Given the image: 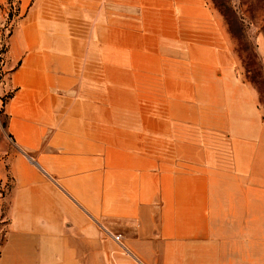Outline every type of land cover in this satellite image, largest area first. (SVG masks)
<instances>
[{
    "label": "crops",
    "instance_id": "1",
    "mask_svg": "<svg viewBox=\"0 0 264 264\" xmlns=\"http://www.w3.org/2000/svg\"><path fill=\"white\" fill-rule=\"evenodd\" d=\"M29 1L12 4L20 15ZM101 12L102 0H33L6 41L0 264H104L89 255L104 253L102 229L131 255L118 264H264L255 90L225 86L223 138L198 117L195 132L177 135L174 165L167 135L153 159L150 144L134 143L147 135L121 132L131 106L104 101L103 54L72 18Z\"/></svg>",
    "mask_w": 264,
    "mask_h": 264
},
{
    "label": "rangeland",
    "instance_id": "2",
    "mask_svg": "<svg viewBox=\"0 0 264 264\" xmlns=\"http://www.w3.org/2000/svg\"><path fill=\"white\" fill-rule=\"evenodd\" d=\"M11 3L6 0L1 10L3 56L15 20L26 16L33 0L20 15ZM102 5L101 13L72 18L87 22L89 52L103 54L104 101L131 106V124L122 123L121 132L147 135L134 143L150 144L153 159L165 149L167 135L168 164L174 165L175 139L195 132L198 117L206 132L223 138L224 90L235 80L255 90L264 122V0H102ZM5 73L2 63L0 84ZM9 91L0 92V156L11 147L4 113ZM4 224L0 215V230ZM101 231L104 253L89 254L93 262L131 260L110 239L120 242L121 236L114 238L120 234Z\"/></svg>",
    "mask_w": 264,
    "mask_h": 264
},
{
    "label": "built area",
    "instance_id": "3",
    "mask_svg": "<svg viewBox=\"0 0 264 264\" xmlns=\"http://www.w3.org/2000/svg\"><path fill=\"white\" fill-rule=\"evenodd\" d=\"M11 4H8L9 9H11L13 7V5H11ZM2 63H3V54L0 52V66L2 65ZM4 191H5V184H3L0 181V199L3 197ZM114 238H115V240H119L120 239V235H115Z\"/></svg>",
    "mask_w": 264,
    "mask_h": 264
}]
</instances>
